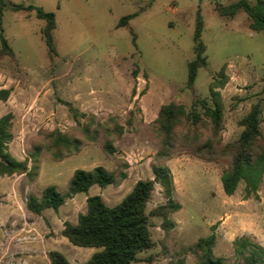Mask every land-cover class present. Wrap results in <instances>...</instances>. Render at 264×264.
I'll use <instances>...</instances> for the list:
<instances>
[{"label": "rangeland", "instance_id": "1", "mask_svg": "<svg viewBox=\"0 0 264 264\" xmlns=\"http://www.w3.org/2000/svg\"><path fill=\"white\" fill-rule=\"evenodd\" d=\"M238 1L5 0L0 35L3 29L12 52L0 40V93L9 91L6 99L0 94V118L14 116L9 151L16 159H28L32 167L30 153L37 146L42 153L35 180L25 174L0 176V264H52L51 251L71 264H85L100 252L102 248L74 246L63 237L62 224H50L57 211L46 209L45 218L37 219L27 208L30 195L41 198L48 186L66 193L76 170L99 166L114 173L117 182L105 188L94 185L81 197L102 195L109 207L120 204L140 180H154V166L172 172L173 199L181 209H164V189L156 183L146 207L153 246L132 264H199L195 245L213 233L214 225V256L228 264L242 261L235 253L238 238L264 247V180L249 197L244 182L227 196L221 181L232 167L243 120L256 105L261 109L259 145L264 146V31H254L244 11L235 16L217 11L218 5ZM246 1L254 5L259 0ZM17 5L56 15L54 54L43 35L46 21L35 11H15ZM199 13L206 64L189 88ZM128 16V25L119 27ZM221 73L226 83L216 91L223 120L216 129L201 103L212 104L210 89ZM169 104L182 106L195 118L180 119L171 158L159 159L166 135L157 121ZM86 128L95 140L85 136ZM54 132L80 139V151L56 160L54 155L64 149L53 145ZM107 144L114 153L105 150ZM14 205L23 217L9 225L2 215ZM77 208L86 213L87 203ZM59 211L76 216L69 205ZM24 235L30 239L17 240Z\"/></svg>", "mask_w": 264, "mask_h": 264}, {"label": "trees", "instance_id": "2", "mask_svg": "<svg viewBox=\"0 0 264 264\" xmlns=\"http://www.w3.org/2000/svg\"><path fill=\"white\" fill-rule=\"evenodd\" d=\"M7 7L5 0H0V25L4 9ZM15 11L26 10L35 11L39 19L46 21L43 35L50 55L55 53L53 30L56 28V15L47 12L42 8L17 5ZM220 15L235 16L239 11H244L251 19V28L254 31H264V2L259 0L256 4H251L246 0H240L229 6H217ZM132 16L124 17L119 23V27L127 26ZM203 31V20L199 13L194 35L196 58L189 64L188 87L193 88L197 73L206 64L204 53L206 48L201 41ZM0 40L3 49L12 52L8 47V42L3 36L1 29ZM137 75V72H135ZM223 73L215 80L216 86L210 89L211 105L207 101L201 104L206 108L213 119L215 128L221 126L223 120V104L221 95L216 88H221L226 83ZM2 98L6 99L9 95L8 90H2ZM197 103V102H196ZM261 109L258 105L243 120L245 130L235 144L232 167L223 173L221 177L222 186L227 196H233L241 182L245 183L246 196L257 194L264 180V146L259 145L261 138L260 132ZM185 108L175 104L165 105L161 108L157 123L160 125L161 132L166 135L160 151L157 154L159 159L171 158V149L174 148L171 140L174 136L173 130L183 117H190ZM195 118V115H191ZM14 116L9 113L0 118V176H12L14 174H25L30 180H35L39 175L40 156L42 148L35 147L30 153L29 159L32 167L29 166L28 159L18 160L9 151V144L13 141L12 133ZM90 130L84 129V134L90 140ZM53 145L61 147L64 151L54 155L58 161L78 153L82 147V141L78 138H71L60 132L51 133ZM169 148H171L169 150ZM105 150L114 153L115 148L111 144L105 146ZM154 180H140L133 190L115 207H109L99 195L90 196L87 199V212L80 214L77 224L66 222L63 237L74 246L83 248H102L93 255L85 264H132L138 261L140 252L149 250L153 246L152 234L150 231L149 216L146 207L151 199L155 184L158 183L164 189L167 204L164 209L167 212H176L181 209V205L173 199L174 181L172 172L167 166L153 167ZM117 179L114 173L106 168L99 166L91 171L76 170L69 181L66 193L60 192L56 186H48L41 198L30 195L28 197L27 208L30 213L41 216L46 209L58 211L67 199L77 194L88 193L90 188L98 185L105 188L115 184ZM162 216L167 217V213ZM217 225L212 226L213 233L205 238H201L195 245V249L200 252L199 264H228L221 258L214 256L216 245L215 230ZM235 253L242 259L239 264H264V247L255 245L247 237L238 238L235 243ZM52 264H71L66 257L58 252L51 251L48 254Z\"/></svg>", "mask_w": 264, "mask_h": 264}, {"label": "crops", "instance_id": "3", "mask_svg": "<svg viewBox=\"0 0 264 264\" xmlns=\"http://www.w3.org/2000/svg\"><path fill=\"white\" fill-rule=\"evenodd\" d=\"M18 160H23L18 158ZM91 189V188H90ZM91 195H85V197H81V194H77L75 196H73L72 198L67 199L66 203L64 205H62L61 207H65V206H70V211L71 213H76V216H72L69 214H66L65 211L62 213H60V209L56 212L57 215L52 216V219L50 221V224L52 225H57L59 223L62 224L61 227H59L58 225V229L60 231V233H62V231L64 230V223L65 222H70L72 224H77L78 223V217L80 215L79 209L77 208L78 205H81L82 203H84L86 205L87 203V199L90 197ZM103 198L102 195H99ZM82 213L84 214L85 212L82 211ZM45 210L43 211L42 215L40 217H38L37 219H44L45 218ZM23 215L22 213L19 211V209L14 205L12 206V208L8 211V213H6L5 215H2V220L3 222H7L6 224L12 225L14 223H19L22 219Z\"/></svg>", "mask_w": 264, "mask_h": 264}, {"label": "built area", "instance_id": "4", "mask_svg": "<svg viewBox=\"0 0 264 264\" xmlns=\"http://www.w3.org/2000/svg\"><path fill=\"white\" fill-rule=\"evenodd\" d=\"M31 231H27V233L29 234ZM6 236H9V234L6 232L5 233ZM28 239H30V237L28 235H24L22 237H17L18 241H27Z\"/></svg>", "mask_w": 264, "mask_h": 264}]
</instances>
